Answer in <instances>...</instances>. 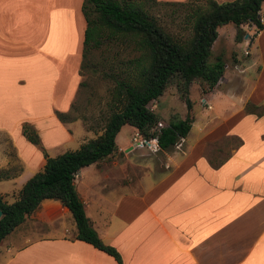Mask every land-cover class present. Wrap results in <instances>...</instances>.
<instances>
[{"label":"crops","instance_id":"1","mask_svg":"<svg viewBox=\"0 0 264 264\" xmlns=\"http://www.w3.org/2000/svg\"><path fill=\"white\" fill-rule=\"evenodd\" d=\"M82 2L0 0V132L12 142L21 167L14 178L0 182L7 203L43 168V151L70 136L69 124L60 123L56 114L70 110L82 81ZM261 18L262 31L248 38L250 45L260 46L263 63L249 65V73H256L245 79L246 94L236 103L228 101L229 113L204 115L203 135L196 142L184 141L181 153L160 150L166 158L153 169L140 166L150 172L134 177L121 163L123 173H106L99 167L105 160L76 176L74 185L87 218L123 264H264V115L245 112L248 103L264 106L262 7ZM213 93L204 99L211 106L205 113L216 109ZM211 121L219 123L212 129ZM24 124L38 134L40 147L24 138ZM223 137L238 145L222 161L205 157L207 147L201 143ZM9 166L2 156L0 169ZM87 168L97 172L84 173ZM76 235L71 213L58 201L44 200L2 241L0 264H117Z\"/></svg>","mask_w":264,"mask_h":264},{"label":"trees","instance_id":"2","mask_svg":"<svg viewBox=\"0 0 264 264\" xmlns=\"http://www.w3.org/2000/svg\"><path fill=\"white\" fill-rule=\"evenodd\" d=\"M263 2L234 0L219 4L215 0H186L184 3L83 0L81 12L86 29L79 75L84 78L86 74H100L102 79L112 83L107 102L110 114L104 120L101 133L83 143L78 150L56 157H49L43 151V168L23 185L13 203H7L0 195V244L34 214L44 200H55L71 213L76 224L77 240L107 254L117 264H123L120 254L102 242L87 218L74 185L76 176L83 168L107 160L118 151L116 138L126 125L134 128L145 141L156 140L159 149L164 152L185 139L194 122L188 98L185 99L188 110L185 119L170 122L157 131L154 129L160 120L149 105L165 93L173 79L179 80L184 88L200 81L206 86V93L213 91L225 71V62L221 57L210 61L218 28L229 24L235 26L237 43H241L246 35L243 26H252L256 32L262 31ZM155 6H176L182 10L188 36L166 31L152 14ZM86 85L81 81L79 90ZM73 104L68 112L56 114L60 123L78 120L72 117ZM257 109V106L248 103L245 112L258 117L264 115V110L256 113ZM22 135L32 145L40 147L39 136L30 125L22 126ZM16 175L0 169V182Z\"/></svg>","mask_w":264,"mask_h":264},{"label":"rangeland","instance_id":"3","mask_svg":"<svg viewBox=\"0 0 264 264\" xmlns=\"http://www.w3.org/2000/svg\"><path fill=\"white\" fill-rule=\"evenodd\" d=\"M262 12L264 17V4L262 5ZM152 14L158 19L159 24L169 33L173 35H182L184 37L188 36L189 30L187 27L185 28L184 23L185 15L178 7L155 6ZM243 31L247 36H250V39L256 32L255 28L252 26H244ZM218 32L220 34L212 48L210 61L214 62L217 57H221L226 64V69L225 77L220 80L217 87L214 89L215 92L213 91V93L211 91L206 93L205 91L207 88L200 81H194L189 87L184 88V86L179 83V80L173 79L165 93L149 105V108L160 120L159 124L154 129L157 131L158 129L167 127L170 122L185 119L188 113L185 102L186 98H188L192 104L190 115L194 123L192 124L190 133L187 138L181 139L175 147L166 151L167 154H172L174 151L177 153L183 152L186 147L185 142L187 145L193 144L203 135L200 129L203 126L201 119H203L205 114L211 116L219 115L221 117L222 115L219 113H229L230 99L234 100L235 103L238 102L240 95L242 93L246 94L247 83L245 79L248 75L256 73V70L252 71V74L249 73V65L252 63H263L262 51L256 42L250 45L251 40L249 38L245 39L246 35L241 43L236 42L235 26L229 24L220 28ZM262 42L264 43V37L262 38ZM247 48L249 49L250 56L245 55ZM237 66L243 67V70L240 71L237 69ZM82 81L86 82L87 85L79 90L73 104L74 113L72 117H77L78 120H76L77 122L66 123V127L68 124L70 126L68 128L70 129L68 130V134L70 135L69 138L60 142L58 146L55 144L54 147L52 146L44 151L48 152L51 157H56L65 152L76 151L83 143L96 138L97 135L101 133L100 131L104 126V120L110 114L107 102L110 99V89L113 86L112 83L102 79L100 74H86L84 78H82ZM238 91H240V93ZM211 93H217V95L212 98L216 109H214L215 111L213 112L205 113V110L211 111V106L204 101L205 97H207V95L209 96ZM262 104L264 105V103ZM262 110H264V106L259 107L255 112L261 113ZM201 111H203V113H201ZM79 122L82 123L85 133ZM217 123L219 122L211 121V128L213 129L216 127ZM89 129L93 131H89ZM210 138L201 143L207 147L205 157L210 160L222 161L227 157L230 150L238 145V141L232 138L223 137L221 140L215 142H210ZM59 140H61V138H59ZM144 142H147V144ZM137 143H139V145L143 144L142 146H137ZM148 143H152V148L149 147L150 145ZM116 144L118 151L99 166L103 168L106 173H121L122 165L120 167L121 169L118 165L121 163L126 165V173L128 176L134 177L144 172H150V170L143 169V167L140 166L153 169L156 161L166 158L158 148L156 140L145 141L138 135L134 128L128 125L122 127L116 138ZM217 149L223 152L218 153ZM2 156L7 158L10 166L7 169L1 170H6L10 175L18 174L21 167L12 146V142L4 133L0 132V158H2ZM113 164L117 165L113 166ZM83 172L92 174L96 173L97 170L95 168H87V170L85 169ZM7 201L11 204L14 200L12 201L11 199Z\"/></svg>","mask_w":264,"mask_h":264},{"label":"built area","instance_id":"4","mask_svg":"<svg viewBox=\"0 0 264 264\" xmlns=\"http://www.w3.org/2000/svg\"><path fill=\"white\" fill-rule=\"evenodd\" d=\"M248 54H249V53H248V51L246 50V51H245V55H248ZM144 143L147 144V142H144ZM142 144H143V143H142ZM142 144L139 145V143H137L136 145H137V146H142Z\"/></svg>","mask_w":264,"mask_h":264},{"label":"water","instance_id":"5","mask_svg":"<svg viewBox=\"0 0 264 264\" xmlns=\"http://www.w3.org/2000/svg\"><path fill=\"white\" fill-rule=\"evenodd\" d=\"M245 39H248V36H245ZM2 218V212L0 211V219Z\"/></svg>","mask_w":264,"mask_h":264}]
</instances>
